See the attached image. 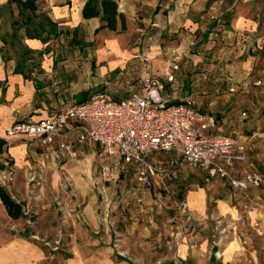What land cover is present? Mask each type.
Listing matches in <instances>:
<instances>
[{
    "label": "crops",
    "instance_id": "0c3cea01",
    "mask_svg": "<svg viewBox=\"0 0 264 264\" xmlns=\"http://www.w3.org/2000/svg\"><path fill=\"white\" fill-rule=\"evenodd\" d=\"M87 1L38 0L40 12L59 32L42 43L28 39L23 29L14 38L17 7L0 0V139L13 157L21 158L28 148L34 158L43 151L19 136L7 137L5 130L14 122L38 120L73 99V103L85 101L90 87L106 86L112 92L129 85L131 94L135 92L138 74L130 63L137 47L128 48L129 38L135 36L132 44L136 45L139 30L156 24L154 72L163 73L170 49L181 55L175 88L167 86L166 94L175 102L190 101L201 113L213 116L211 133L232 136L245 145V160L233 167L235 176L264 175V0H114L126 25L121 30L119 23L115 32L100 29L104 24L100 17L84 18ZM68 38L81 47L56 48ZM19 40L31 51L25 62L26 78L15 73ZM92 70L95 76L85 77V73L93 75ZM107 74H113L110 81ZM68 128L67 139L78 157L47 162L72 170L85 155L89 174L93 168L97 171V145L80 141L78 130ZM177 172L175 168L174 178ZM34 173H29L27 184L37 183ZM214 179L181 196L198 224L197 242L190 248L183 238L173 254L162 243V213L154 205V189L121 195L122 210L113 212L112 227L101 224L91 207L72 215L76 219L69 225L74 233L63 238L58 255L49 256L30 239V233L14 230L20 227L21 217L11 219L0 200V264H264V243H257L264 236V183L235 194L224 179ZM138 195L144 209L136 203ZM246 204L249 211L242 209ZM242 213L248 216L240 221ZM165 233L174 243L170 223Z\"/></svg>",
    "mask_w": 264,
    "mask_h": 264
},
{
    "label": "built area",
    "instance_id": "2783aa9c",
    "mask_svg": "<svg viewBox=\"0 0 264 264\" xmlns=\"http://www.w3.org/2000/svg\"><path fill=\"white\" fill-rule=\"evenodd\" d=\"M154 28L156 24L139 30L130 63L132 71L138 74V86L129 97L122 99L99 93L85 101L65 103L38 120L14 122L5 135L19 136L43 148L41 160L63 162L78 157L67 139V128L74 124L68 129L78 130L80 141L97 145L95 161L103 181L115 180L128 168L135 169L138 182L156 180L159 192L155 205L171 211L169 223L175 246L183 243L184 238L194 248L198 224L185 199H172L169 182L174 178L175 161H157L153 155L170 154L189 168L219 176L232 192L259 188L264 175L246 172L235 176L233 167L245 160V145L232 136L211 133L215 124L213 116L201 113L190 101L175 102L166 94L167 86L175 88L181 55L170 49L163 73L154 72L151 54L156 45ZM233 91L231 88L230 92Z\"/></svg>",
    "mask_w": 264,
    "mask_h": 264
},
{
    "label": "rangeland",
    "instance_id": "374dc122",
    "mask_svg": "<svg viewBox=\"0 0 264 264\" xmlns=\"http://www.w3.org/2000/svg\"><path fill=\"white\" fill-rule=\"evenodd\" d=\"M129 42L128 48L130 46L137 47V44H132L136 42L135 36L131 39L129 38ZM72 43L70 38H68L57 47L53 46V48L70 49L81 47L78 46L79 44L72 45ZM54 44L56 45V43ZM153 49L151 54H153ZM92 71L93 75L85 73V77H94L95 70ZM109 76L113 77V74L105 76L107 81H110ZM107 86H110V84ZM107 88L106 86L90 87V92H92L88 98L99 93H106L112 97L124 99L131 94L129 85L124 86L125 90L113 89L112 92L108 91ZM117 91H121L120 93L122 94H118L119 92ZM72 101H75V99L69 102L73 103ZM49 110L52 111L53 108H49ZM7 145V143L2 145V152L0 153V187L4 188L13 200L21 203L24 211V216L21 219L19 218L21 221L20 227L14 230L19 234L30 233V239L40 246L47 256L50 254L58 255L61 252L63 238L65 236L68 237L69 233H74V227L72 224L69 225V221L75 220L76 218L73 216L80 214L84 209L93 208L101 224L104 226L110 224L112 227L114 225L111 218L113 212L122 210L119 202L121 195H125L128 192L133 193L135 190L137 194L142 193L141 191L151 193L153 189L156 194L159 192L158 185L151 180L138 182L135 178V169L132 168L125 170L119 176V180L105 182L101 179L98 170L95 171L93 168L91 174H89L86 162L88 156H80L72 170L68 167L62 169L59 165L48 163L47 160H41L39 153L34 158L29 148L21 158L16 159L9 153ZM171 159L175 161V166L178 170L176 177L169 182L173 200H180L181 196L188 190L194 189L196 185L201 186L209 182H216L214 177L217 176L209 177L207 172L201 169L189 168L179 159L170 156V154H164L162 158H155L157 161ZM30 172H35L34 174L37 177V183L34 185L27 184ZM238 198L240 199L237 196ZM136 203L142 209L145 208L143 199L139 195ZM159 209L162 213L159 216L161 219L159 223L163 227L162 243L165 249L173 254L175 245L172 241L169 242V235L165 233V229L169 227L168 219L171 211L165 208ZM242 209L249 211L250 205L246 204ZM247 216L248 213H242L238 219L240 221L246 220ZM129 221L133 223L132 219ZM60 238H62L61 242L59 241ZM257 243L260 246L263 245L264 236Z\"/></svg>",
    "mask_w": 264,
    "mask_h": 264
},
{
    "label": "trees",
    "instance_id": "16d2710c",
    "mask_svg": "<svg viewBox=\"0 0 264 264\" xmlns=\"http://www.w3.org/2000/svg\"><path fill=\"white\" fill-rule=\"evenodd\" d=\"M9 4H15L18 10V20L12 25L14 38H16V32L22 29L28 39H38L42 43H47L51 38L58 36L56 25L40 12L38 0H9ZM83 16L85 19L100 17L104 23L100 29L115 32L120 23L121 30H125V17L118 12L117 3L114 0H88L83 8ZM18 49L20 56H17L15 73L22 74L26 78L25 62L31 51L23 46L20 40ZM5 143L0 139V153ZM0 200L11 219L15 220L23 216L22 204L13 200L2 187H0Z\"/></svg>",
    "mask_w": 264,
    "mask_h": 264
}]
</instances>
